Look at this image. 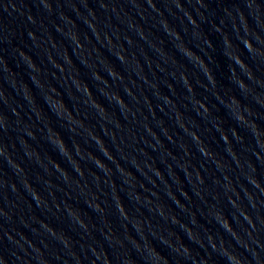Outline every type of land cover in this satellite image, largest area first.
Returning a JSON list of instances; mask_svg holds the SVG:
<instances>
[{
	"label": "water",
	"instance_id": "1",
	"mask_svg": "<svg viewBox=\"0 0 264 264\" xmlns=\"http://www.w3.org/2000/svg\"><path fill=\"white\" fill-rule=\"evenodd\" d=\"M228 254L264 264V0H0L3 261Z\"/></svg>",
	"mask_w": 264,
	"mask_h": 264
},
{
	"label": "clouds",
	"instance_id": "2",
	"mask_svg": "<svg viewBox=\"0 0 264 264\" xmlns=\"http://www.w3.org/2000/svg\"><path fill=\"white\" fill-rule=\"evenodd\" d=\"M209 43L211 44L210 41H209ZM246 46H247V48H248L249 50H253V45H252V42H251L250 40H249V41H246ZM191 54H192V53L190 52L189 55H191ZM121 59H123V58L121 57ZM237 61H238V63L241 64V65L244 64V61H243L242 59H240L239 57H237ZM232 71L234 72L235 69H232ZM207 75L213 80V82H215V77L212 75L211 71H209V72L207 73ZM184 79L187 80V77H185ZM242 83H243V82H241V84H242ZM232 100L235 101L236 98L233 97ZM61 103H63V102H61ZM120 103H123V101L121 100ZM203 107L205 108V111H208L206 105H204ZM238 119H239L240 121H243V120H245L246 118H245L243 115H240V116L238 117ZM232 131H233V132H236L235 129H232ZM236 134L239 135L238 133H236ZM194 135H196V134H194ZM196 139H199L197 135H196ZM222 139H223L224 141H226V142H229V137H228L227 133H225V134L223 135ZM241 139H242V138H241ZM101 142H102V141H101ZM59 144H60V146H61L62 148L65 147V143H64V141H63L62 139L59 141ZM203 151H204V154H205V155H211V153H209V152L207 151V149H203ZM57 167H59V164H57ZM101 167H103V164H101ZM224 226H226L229 230H231V224H230L227 220L224 221ZM193 238H195V237H193ZM212 247H213V248H216L217 245H216L215 243H213V244H212ZM228 259H229V261H230V264H243V261H242L240 258H238L237 256H235L234 254H228ZM0 262H3V264H6V262L3 261V258H2V257H0Z\"/></svg>",
	"mask_w": 264,
	"mask_h": 264
}]
</instances>
